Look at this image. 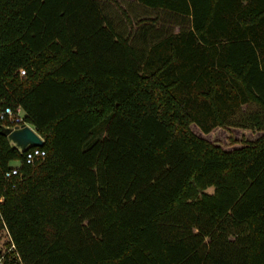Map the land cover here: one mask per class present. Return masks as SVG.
<instances>
[{"label": "trees", "instance_id": "obj_1", "mask_svg": "<svg viewBox=\"0 0 264 264\" xmlns=\"http://www.w3.org/2000/svg\"><path fill=\"white\" fill-rule=\"evenodd\" d=\"M134 1L161 14L123 36L99 0H0V104L45 150L0 133L3 264H264V0Z\"/></svg>", "mask_w": 264, "mask_h": 264}, {"label": "rangeland", "instance_id": "obj_2", "mask_svg": "<svg viewBox=\"0 0 264 264\" xmlns=\"http://www.w3.org/2000/svg\"><path fill=\"white\" fill-rule=\"evenodd\" d=\"M104 12L113 17L115 30L127 36L130 31L138 30L143 24L148 25L151 23L150 19L154 18L156 15L161 14L160 12L149 9L144 6H139L134 0H99ZM157 26L171 27L175 30L178 27L175 24V21L172 17L164 18L159 16L156 23ZM255 107L243 106V111H252ZM214 135V141L220 143L224 147L230 145V140L232 137L237 139L245 138H254L257 135L255 132H245L234 130L230 136L229 133L225 130L216 132ZM14 165H17L18 162L14 161ZM209 191L213 190V187L208 188ZM8 245V238L5 233V230L0 231V248Z\"/></svg>", "mask_w": 264, "mask_h": 264}, {"label": "built area", "instance_id": "obj_3", "mask_svg": "<svg viewBox=\"0 0 264 264\" xmlns=\"http://www.w3.org/2000/svg\"><path fill=\"white\" fill-rule=\"evenodd\" d=\"M21 73H24V69L20 70ZM0 121L2 125L7 126H16V125H28L32 129L36 130L35 127L30 124L24 118V110L20 105L12 106L7 104H0ZM45 156V150L41 146H33L28 148L25 151V160L27 163H34L42 159ZM19 175V167L18 165H12L10 169L5 172V177L7 179H11L13 176ZM8 238V245L0 248V264H3L5 255L12 249L15 248L11 235L6 228H3Z\"/></svg>", "mask_w": 264, "mask_h": 264}, {"label": "water", "instance_id": "obj_4", "mask_svg": "<svg viewBox=\"0 0 264 264\" xmlns=\"http://www.w3.org/2000/svg\"><path fill=\"white\" fill-rule=\"evenodd\" d=\"M0 133L5 135L11 146L21 153L30 147L42 146L44 144L42 136L26 124L13 127L0 125Z\"/></svg>", "mask_w": 264, "mask_h": 264}]
</instances>
